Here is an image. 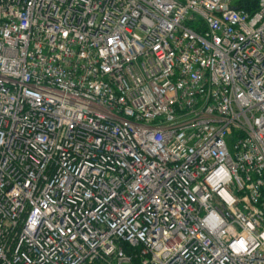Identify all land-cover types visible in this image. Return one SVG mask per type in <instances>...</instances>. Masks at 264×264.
Here are the masks:
<instances>
[{
	"label": "built area",
	"instance_id": "built-area-1",
	"mask_svg": "<svg viewBox=\"0 0 264 264\" xmlns=\"http://www.w3.org/2000/svg\"><path fill=\"white\" fill-rule=\"evenodd\" d=\"M0 264H264V0H0Z\"/></svg>",
	"mask_w": 264,
	"mask_h": 264
}]
</instances>
